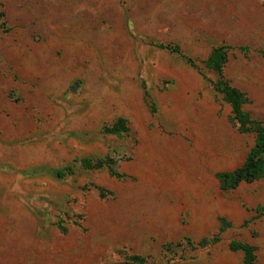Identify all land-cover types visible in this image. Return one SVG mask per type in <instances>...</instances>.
I'll return each instance as SVG.
<instances>
[{
  "label": "rangeland",
  "instance_id": "obj_1",
  "mask_svg": "<svg viewBox=\"0 0 264 264\" xmlns=\"http://www.w3.org/2000/svg\"><path fill=\"white\" fill-rule=\"evenodd\" d=\"M221 45L223 77L264 121V0H0V144L61 139L71 146L56 163L73 168L16 191L0 171V264H243L233 241L264 264V183L221 191L216 177L254 144L205 67ZM96 76L117 98L85 119L73 92ZM119 114L129 131L104 134ZM83 157L122 176L84 170Z\"/></svg>",
  "mask_w": 264,
  "mask_h": 264
},
{
  "label": "trees",
  "instance_id": "obj_2",
  "mask_svg": "<svg viewBox=\"0 0 264 264\" xmlns=\"http://www.w3.org/2000/svg\"><path fill=\"white\" fill-rule=\"evenodd\" d=\"M160 48L170 50L173 54L181 55L178 46L166 44L158 45ZM229 46L221 45L214 47L204 61L205 67L218 74L219 79L213 84L214 91L222 96V99L230 105V121L234 124L237 130L243 134H253L254 144L249 149L246 157L241 165L231 171H223L216 173L221 191H228L236 188L242 182H252L261 180L264 183V121L254 119L244 110V105L247 102L246 94L231 85L226 80L222 71L228 57ZM190 64H193L192 59L186 58ZM147 103H150V97L147 92L144 94ZM129 131L127 120L124 117L117 118L110 125H105L102 128L104 134L122 136ZM77 159H73L76 162ZM80 166L84 170H98L106 166L112 176L121 177L122 175L110 167L108 158H90L83 157L79 160ZM53 174L61 179L65 176L73 174V168L70 165L57 169ZM202 241L201 243H203ZM229 248L233 251H241L243 253V264H256L255 247L243 242H231ZM134 262L140 264L143 258L138 255L130 257Z\"/></svg>",
  "mask_w": 264,
  "mask_h": 264
},
{
  "label": "crops",
  "instance_id": "obj_3",
  "mask_svg": "<svg viewBox=\"0 0 264 264\" xmlns=\"http://www.w3.org/2000/svg\"><path fill=\"white\" fill-rule=\"evenodd\" d=\"M115 86V83H112L108 77L96 76L95 78L82 79L78 89L79 95L73 92V97L83 102L76 105L77 110L81 111L85 119H93L94 112H98L95 108L100 105L101 101L106 103L107 100V104L110 105L111 98L113 96L117 98ZM125 86L124 84H120V86L117 84V90L124 89ZM60 104L59 107L63 112L70 114L74 111L65 101H61ZM119 117L123 116L119 114ZM70 146V143L66 144L61 139L58 141L46 137L10 147L0 144V171L4 172L1 175L10 176L12 181L10 186L4 190L16 191L17 186L20 185L19 181L25 176H50L55 170L64 167L67 159L60 164H57L56 160L62 158L67 150H70Z\"/></svg>",
  "mask_w": 264,
  "mask_h": 264
}]
</instances>
